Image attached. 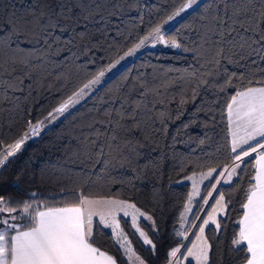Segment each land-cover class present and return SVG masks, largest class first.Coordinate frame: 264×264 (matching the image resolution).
Masks as SVG:
<instances>
[{
    "label": "snow or ice",
    "instance_id": "obj_1",
    "mask_svg": "<svg viewBox=\"0 0 264 264\" xmlns=\"http://www.w3.org/2000/svg\"><path fill=\"white\" fill-rule=\"evenodd\" d=\"M173 4L157 22L149 21L146 33L127 47L115 43L106 46L102 40L93 42L88 25L107 26L126 9L139 11L141 5L136 0H118L115 4L107 0H32L24 9H18L11 0L6 5L0 4V110H4L5 103L13 105L11 110L20 109L34 90L53 87L50 79L61 91L70 85L72 88L43 120L27 121L29 130L0 152V169L30 136L40 134L47 126L46 121L54 123L66 114L75 120L71 110L102 90L106 77L141 49L162 44L192 53L194 64L184 69H167L152 82L142 74L132 80L128 75L121 77L130 89H109L105 94L114 96L120 102L119 108L91 109L89 114L95 113V118L85 126L89 130L87 135L78 137L76 147L69 151L77 162L102 164V172L109 176L113 170L132 168L142 158V149L149 146L158 149L160 140L167 135L169 122L179 119L186 106L196 104L202 93H211L213 99L202 97L195 111L214 122L215 108L220 104L217 97L228 88L236 89L235 94L227 96L221 109L227 118L228 162L204 165L207 171L186 176L192 191L179 215V227L172 233L179 239L165 251L164 264H223L226 255L220 242L217 240L214 248L206 230L213 238L222 233L237 191H242L243 200L239 204L242 211L235 220L228 255L241 253L243 264H264V0H173ZM190 10L192 21L183 27L193 31L195 38L190 42L166 40L165 25L186 16ZM139 19L143 23L144 17ZM197 21L199 28H194ZM82 23L85 31L76 33L75 39L65 41L55 35L57 30L75 32L72 26L79 27ZM97 31L107 35L106 27ZM116 35L122 37L125 33L117 29ZM28 43L34 47H22ZM41 44L42 48L35 47ZM69 50L71 60L63 64L54 60ZM97 51L114 55L106 57V64L97 65ZM81 56L87 64L97 65L96 70L88 72L86 64H77ZM227 65L243 71L230 72ZM172 72L177 75L170 76ZM25 81L32 83L25 85ZM9 92H26V96ZM133 93L138 98H133ZM99 103L103 105L105 97L99 98ZM195 122L194 118L184 123L182 130ZM209 126L206 119L203 127ZM199 142L203 144L205 140ZM148 168L146 163L142 169L132 170L147 174ZM160 173L158 162L153 161L152 174ZM85 183L73 173L69 183L58 190L59 206L35 191L25 193L28 198L22 201L0 196V264H120L116 257L96 246L94 229L110 231L126 258L125 264H148L134 251L121 219L155 255L157 244L141 227V221L147 222L158 236L160 229L153 216L127 199L86 192ZM223 185L230 187L224 189ZM68 196L74 199L69 200ZM50 199L56 200L57 196Z\"/></svg>",
    "mask_w": 264,
    "mask_h": 264
},
{
    "label": "trees",
    "instance_id": "obj_2",
    "mask_svg": "<svg viewBox=\"0 0 264 264\" xmlns=\"http://www.w3.org/2000/svg\"><path fill=\"white\" fill-rule=\"evenodd\" d=\"M9 2L10 0H0V4L6 5ZM11 2H14L18 9H24L32 3V0H23V2L11 0ZM99 2H104V0H99ZM107 2L115 4L118 0H107ZM136 3L141 5L139 11L126 9L122 16L113 17L110 25L90 23L88 28L92 41L102 40L106 46L115 43L127 47L136 40L137 36L146 33L149 28V21L157 22L174 6L173 0H136ZM140 16L144 17L143 23L139 19ZM191 21L192 13L190 10L186 16L165 32V39L170 41L172 38H176L181 42H190L195 38V33L183 26L191 23ZM72 27L75 28V32L57 30L55 35L67 41L75 39L76 33L85 31L83 23L79 27L75 25ZM103 27L107 28L106 36L97 31ZM193 27L199 28V21ZM117 29L125 35L117 36ZM22 47L30 49L34 45L22 44ZM35 47L42 48L43 45ZM75 47L77 50L79 49V40H76ZM108 55H114V53L95 52V56L98 58L97 65L106 64ZM71 59V50L54 57V60L60 64ZM76 63L86 64L88 72L95 71L97 67V65L87 64L86 58L83 56ZM194 63L192 53H183L178 49H171L162 44H157L155 47L148 46L106 81L102 90H98L71 110L72 115L76 117L75 120L66 114L65 117H61L54 123H47L46 121L47 126L40 131L38 136H30L19 152L15 156L9 157L4 168L0 169V196L15 202L27 199L25 193L35 191L41 198L48 199L49 203L59 206L61 197L58 195V190L67 185L69 178L75 173L78 179L86 182V192L91 191L111 198L127 199L153 216L156 220V227L160 229L158 236L153 233L147 222L141 221V227L148 233L149 238L157 244L158 251L155 255L148 251L149 246L143 244L138 234L134 233L123 219L122 224L134 251L138 255L146 259L148 264H164L165 251L169 247L175 246L176 240L179 239L178 237L174 238L172 233L175 228L179 227V215L183 211L186 198L191 191L189 184L180 183V181L186 176L192 175L193 172L207 171V168L203 167L204 165H219L228 162L227 118L226 113L221 114V109L227 96L235 94L236 89L228 88L225 93L217 97L220 104L219 107L215 108L216 119L214 122L207 118L204 113L197 115L195 111L197 105L202 102V97L206 96L208 100L213 99L211 93H202V97L197 99L196 104L186 106V111L179 119L169 122L167 135L160 140L158 149L152 150L151 146L142 149V158L138 164L134 163L132 166V168L142 169L147 163L149 165L147 174L138 173L132 168L125 167L113 170L109 176L102 172V164L77 162L72 158L69 149L76 147L78 137L87 135L89 130L85 126L95 118V113L89 114L91 109L119 108L120 102L116 101L114 96H105V94L109 89H130L131 86L122 81L121 77L128 75V79L132 80L136 75L142 74L149 82H152L154 77L162 76L167 69H184ZM227 67L230 72L243 71V69L235 68L232 65H227ZM169 75L175 76L177 73L172 72ZM30 83L32 82L25 81V85ZM49 83L53 87L37 88L27 103H22L18 110H11L12 104H3L4 110H0V152H3L9 144L29 130L27 121L36 123L37 120H43L62 96L72 90L71 85L61 91L55 86L54 80L50 79ZM9 95L24 97L26 92H9ZM123 95L124 93L121 92V96ZM101 97H105L103 105L99 103ZM133 98H138L135 93H133ZM172 108L175 109V103H173ZM194 118L196 122L192 123L187 130H182L181 126L186 122L193 121ZM206 119L210 125L208 128L203 127V122ZM205 133H207L206 136ZM173 137L176 138L175 143ZM201 139H204L205 143L201 144L199 142ZM153 161L158 162L161 169L159 176L152 174ZM15 185H19V187L17 188ZM222 187L228 189L230 186L223 185ZM157 193L159 196L156 195ZM51 196H57V199L51 200ZM67 199L71 200L74 197L68 196ZM242 200V191H237L229 205V218L226 227L219 236L213 238L211 232L206 230L214 248L216 241L219 240L220 247L226 255L223 264H229L230 261H235V264H243V254L233 252L228 255L233 231L236 228L235 220L238 219L242 211L239 207ZM94 240L96 246L102 251L116 257L120 264H125L126 258L123 257L122 251L114 243L109 230L96 231L94 229Z\"/></svg>",
    "mask_w": 264,
    "mask_h": 264
},
{
    "label": "rangeland",
    "instance_id": "obj_3",
    "mask_svg": "<svg viewBox=\"0 0 264 264\" xmlns=\"http://www.w3.org/2000/svg\"><path fill=\"white\" fill-rule=\"evenodd\" d=\"M183 18V17H182ZM181 18H178L176 21L174 22H171L169 25H165V32L168 31L178 20H180ZM147 47H145L144 49H141L137 54L136 56H133V57H129L127 58L126 60L122 61L120 65L117 66L116 69L113 70L112 73H110L107 77H106V81H108L114 74H116L120 69H122L128 62L132 61L134 58H136L139 54H141ZM105 81V82H106ZM198 174V173H197ZM180 183H186V184H189L190 187H191V181L187 180L186 178L181 180ZM208 183V181H205L204 184L206 185ZM203 189H204V185H201V193L203 194ZM191 191H192V188H191ZM190 191V192H191ZM197 199H199V197H197ZM194 210V209H193ZM123 219V218H122ZM122 219H121V225L122 227L124 228L123 224H122ZM124 220V219H123ZM211 227V226H210ZM108 230V229H106ZM110 232V231H109ZM142 240V238H141ZM194 264V262H193Z\"/></svg>",
    "mask_w": 264,
    "mask_h": 264
},
{
    "label": "built area",
    "instance_id": "obj_4",
    "mask_svg": "<svg viewBox=\"0 0 264 264\" xmlns=\"http://www.w3.org/2000/svg\"><path fill=\"white\" fill-rule=\"evenodd\" d=\"M209 203H211V200L209 201ZM205 211H208V209H205ZM189 219H191V217H189Z\"/></svg>",
    "mask_w": 264,
    "mask_h": 264
}]
</instances>
